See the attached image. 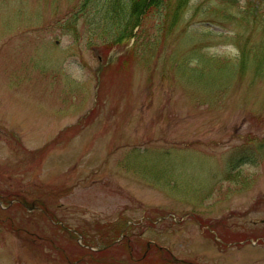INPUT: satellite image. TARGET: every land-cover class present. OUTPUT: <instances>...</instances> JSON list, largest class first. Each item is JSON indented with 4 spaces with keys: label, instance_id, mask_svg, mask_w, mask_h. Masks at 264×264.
I'll return each instance as SVG.
<instances>
[{
    "label": "rangeland",
    "instance_id": "obj_1",
    "mask_svg": "<svg viewBox=\"0 0 264 264\" xmlns=\"http://www.w3.org/2000/svg\"><path fill=\"white\" fill-rule=\"evenodd\" d=\"M176 1L139 48L78 0H0V264H264V70L206 78L244 0Z\"/></svg>",
    "mask_w": 264,
    "mask_h": 264
},
{
    "label": "trees",
    "instance_id": "obj_2",
    "mask_svg": "<svg viewBox=\"0 0 264 264\" xmlns=\"http://www.w3.org/2000/svg\"><path fill=\"white\" fill-rule=\"evenodd\" d=\"M168 0H78L77 5L71 16L79 22L85 13L86 8H90L86 16L90 17L96 29H101L104 35H112L117 41L122 39H135V45L139 48L147 47L149 44L143 40V34L147 32L146 19L159 11ZM188 0L176 1V8L172 17L174 19L183 15L182 6H187ZM234 1V0H229ZM239 3V0H235ZM242 6L241 20L245 23L246 28L250 30L249 36L244 42L237 45L236 66L224 62L219 63L215 58H207L209 64H213L215 69L211 70V75L206 78H214L213 73L222 77L229 78L238 76L244 78L247 70L253 66V76L259 75L264 70V0H244ZM81 14V15H80ZM91 15V16H90ZM163 15V13H162ZM165 16V15H164ZM73 20V21H74ZM73 22V27L77 23ZM174 25V23H172ZM109 25L111 27H109ZM257 37V44L251 42L253 36ZM240 37H243L240 34ZM252 43L253 45H249ZM240 44V45H239ZM228 60V59H227ZM208 79V80H209Z\"/></svg>",
    "mask_w": 264,
    "mask_h": 264
}]
</instances>
